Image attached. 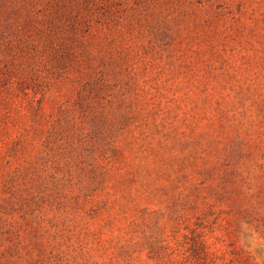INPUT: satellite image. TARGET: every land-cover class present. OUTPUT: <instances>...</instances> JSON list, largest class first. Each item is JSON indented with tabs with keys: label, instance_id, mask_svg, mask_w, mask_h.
<instances>
[{
	"label": "rangeland",
	"instance_id": "rangeland-1",
	"mask_svg": "<svg viewBox=\"0 0 264 264\" xmlns=\"http://www.w3.org/2000/svg\"><path fill=\"white\" fill-rule=\"evenodd\" d=\"M243 213L264 261V0H0V264H154Z\"/></svg>",
	"mask_w": 264,
	"mask_h": 264
},
{
	"label": "trees",
	"instance_id": "trees-1",
	"mask_svg": "<svg viewBox=\"0 0 264 264\" xmlns=\"http://www.w3.org/2000/svg\"><path fill=\"white\" fill-rule=\"evenodd\" d=\"M242 217L225 222L198 220L190 233L173 234L155 243L150 258L154 264H264L238 243L244 224L251 223L246 213Z\"/></svg>",
	"mask_w": 264,
	"mask_h": 264
}]
</instances>
